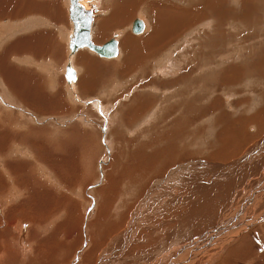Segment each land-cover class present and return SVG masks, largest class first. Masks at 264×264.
Wrapping results in <instances>:
<instances>
[{
  "label": "rangeland",
  "instance_id": "rangeland-1",
  "mask_svg": "<svg viewBox=\"0 0 264 264\" xmlns=\"http://www.w3.org/2000/svg\"><path fill=\"white\" fill-rule=\"evenodd\" d=\"M114 1L89 7L94 42L119 40L113 58L88 48L73 56L64 40L51 49L60 63L21 55L22 36L38 31L44 50L57 41L49 32L74 28L67 0L49 7L63 19L56 25L0 19V53L9 52L0 65V239L14 230L8 216L27 224L21 239L35 241L20 264H170L175 246L214 240L209 264H264V243H252L264 241V214L254 216L260 206L247 195L264 180V0H141L125 14ZM136 18L148 24L141 33L132 32ZM8 22L19 24L3 34Z\"/></svg>",
  "mask_w": 264,
  "mask_h": 264
},
{
  "label": "bare ground",
  "instance_id": "bare-ground-1",
  "mask_svg": "<svg viewBox=\"0 0 264 264\" xmlns=\"http://www.w3.org/2000/svg\"><path fill=\"white\" fill-rule=\"evenodd\" d=\"M64 1H65V3H66V0H60V2H58L55 6H54V3H53V5H51V4H48V2H47V0H36V2H33V0H26V1H23V2H19L18 0H0V19H1V17H7L8 16V18L9 19H11V21L13 20V19H17V18H20V17H23V16H27V15H30V16H28L29 18H37V19H40V23H41V20L42 21H44L45 20V18L47 19V22H49V23H51L52 25H56L55 24V19H56V21H63V19H62V17H60L59 15H56L55 17H54V19L53 18H51L52 16V14L50 13V11H49V7H55V9L56 8H63L62 7V5H61V3H63L64 4ZM68 1V7L70 8V14H71V6H72V0H71V5H69V0H67ZM86 8H89V7H95V5L97 6H99L100 5V3L102 2V7H105V8H107V7H109V5H110V3L109 4H107L106 5V2H105V0H103V1H101V0H79ZM108 1H110V0H108ZM141 0H115L114 1V5H115V9L116 10H118V12L120 13V14H125V13H128V12H132V6H134L137 2H140ZM143 1V0H142ZM151 1H153V0H151ZM196 1V0H195ZM13 2H15V9H13V12H9L8 13V11H9V9L7 10V8H6V6H8V4L10 5V3L12 4ZM52 2H53V0H52ZM155 2V1H154ZM152 3V2H151ZM193 3V2H192ZM13 5V4H12ZM106 5V6H105ZM193 5V4H192ZM10 7V6H9ZM11 7H13V6H11ZM147 8V7H146ZM90 9V8H89ZM11 10V9H10ZM31 11V14H28L29 12ZM158 11V10H157ZM33 12V13H32ZM91 13H92V11H91ZM93 14H94V11H93V13H92V17H93ZM72 18V17H71ZM157 23L156 24H154L152 21H154V20H150L151 22H150V25H153V27H151V33L149 34V37H150V39L151 40H154L155 41V43H156V41L158 42V40L161 38V29H160V27L161 26H163L162 24H163V22H162V24H161V20H160V18H159V15H157ZM143 19V18H142ZM1 21H3V20H1ZM23 21V24H20V26L22 25V27H23V25H24V27H25V19H23V20H20L19 22L21 23ZM72 21H73V23H74V20L72 19ZM31 22V21H30ZM36 22V21H35ZM34 22V23H35ZM144 22H146V19L144 20ZM187 22V21H186ZM15 23V22H14ZM14 23L12 22V23H10L9 24V22H8V24H5L3 27H4V29H3V34H5L6 33V31H7V27H9V26H11V24L12 25H14ZM210 23V22H209ZM19 23L17 22V23H15V26H17ZM29 24V23H28ZM27 24V25H28ZM50 24V25H51ZM133 24H134V22H133ZM39 25V24H38ZM145 25L146 26H144V28L142 29V30H140V31H135L133 28H132V30H133V32L134 33H141L144 29H146V27L148 26V24L147 23H145ZM161 25V26H160ZM72 27H71V31H69V33H68V31H67V29H65V28H62L63 30H61V31H67L66 33L68 34V35H65V37H61V38H59V36L57 35V32L54 30V32H49L48 33V35H52L53 36V34L55 35V37L57 38V41H55L54 40V38H53V42H52V38L50 39L51 41H49V39H48V43H47V45H43V49L44 50H41L40 48H42L41 46H39L38 47V42H37V40H36V38H37V34H38V31L37 32H35V33H32V34H29V35H24V36H22L21 38H20V41H21V44L22 45H24L25 47L23 48V49H25L26 50V52H24V53H21V55L23 56V55H27V58H29V57H33V58H35L36 56H43L44 57V59H46V60H50V59H52L51 61H55V62H57L58 60V58L55 56V54L59 51V49L61 48V47H59V45L60 44H62V42H63V40H64V43H65V46H66V48H70V46H69V40L71 39L70 37L74 34V28H73V24L71 25ZM92 26H93V21H92ZM92 26H91V34H92ZM108 26H111V24L109 23V22H105V23H100L99 24V29H98V32H100V33H103V32H105V30H106V28H108ZM2 27V26H1ZM19 27V26H18ZM21 28V27H20ZM162 28V27H161ZM9 29V28H8ZM11 30V29H10ZM10 30H8L7 32H9ZM19 30V29H18ZM164 31V30H163ZM12 32V31H11ZM10 33V32H9ZM60 34V33H59ZM72 34V35H71ZM170 34V33H169ZM51 36V37H52ZM61 36V35H60ZM29 37V38H28ZM38 37H39V34H38ZM50 37V36H49ZM54 37V36H53ZM67 37V38H66ZM133 37H135V36H132V37H130V39H129V41H134L135 40V38H133ZM176 37V36H175ZM5 38H6V36H5ZM44 38V37H43ZM63 38V39H62ZM66 38V39H65ZM1 39V38H0ZM39 39V38H38ZM118 40V39H117ZM173 40V39H172ZM40 41V40H39ZM94 41V40H93ZM56 42V43H55ZM41 43V42H40ZM19 46H20V44H19ZM52 47H54V48H57L56 49V53H53V54H51V49H52ZM82 47H85V48H88V49H90L91 51H94V52H96L97 54H99L100 56H102V57H106V58H113V57H116V56H118V54H119V40H118V52H117V54H115V55H112V56H106V55H102V54H100L99 52H97L95 49H92V48H90L89 46H86V45H82V46H80L79 48H82ZM78 48V49H79ZM17 49H18V47H17ZM78 49H76L75 51H72L71 49V52L72 53H75ZM20 50V49H19ZM67 50V49H66ZM8 51V50H7ZM21 51V50H20ZM20 51L18 52V53H20ZM142 53V51H140V50H133L132 51V58H135L136 60H138L139 58H141V60H142V58H145V57H143V55H139L138 53ZM49 53V54H48ZM9 54V52L8 53H6L5 51H3L2 53H0V65L3 67L5 64H7V59H6V56ZM41 54V55H40ZM67 54V53H66ZM60 55V54H59ZM71 55H73L74 56V54H71ZM26 57V56H25ZM60 57H61V55H60ZM81 57H83V56H81ZM26 58V59H27ZM48 58V59H47ZM78 58V57H77ZM76 58V59H77ZM84 58V57H83ZM31 59V58H30ZM92 59V58H91ZM6 60V61H5ZM57 60V61H56ZM60 60V59H59ZM88 60V59H87ZM5 61V62H4ZM59 62V61H58ZM81 62V61H80ZM60 63V62H59ZM114 64H120L121 62H120V59H117V62H113ZM88 64H90V63H88ZM87 64V65H88ZM175 64V63H174ZM173 64V65H174ZM47 65V64H46ZM113 65V64H112ZM58 66V65H57ZM72 66V65H71ZM98 66V65H97ZM111 66V65H110ZM114 66V65H113ZM48 68V67H47ZM89 69H92V71L91 72H94V66L93 67H91V68H89ZM50 71V69L48 70V72ZM28 72H30V71H28ZM19 73H20V71H19ZM21 74V78L22 79H20V80H24L25 78H27L26 76H24V75H22V73H20ZM75 76H74V78H72V79H69L71 82H72V80H75L76 79V76H77V71L75 72ZM49 75H50V72H49ZM31 78V77H30ZM31 81H32V79H31ZM46 81V80H45ZM21 82V81H20ZM33 82V81H32ZM22 84V83H21ZM32 85V84H31ZM72 89L73 90H76L77 91V89L79 90V86H78V84H75V82H74V84H73V82H72ZM17 88H18V85L16 86ZM20 87V86H19ZM21 89L22 90H25V88L21 85ZM31 87V86H30ZM24 88V89H23ZM19 89V88H18ZM20 91V90H19ZM18 90L16 91V92H19ZM111 91V90H110ZM18 98V97H17ZM76 98H77V96H76ZM74 99V98H73ZM1 102V101H0ZM94 103V102H93ZM97 103V102H96ZM92 105V104H91ZM95 106H93V108L95 109V107H96V105L97 104H94ZM99 105L100 104H98V108L97 109H99L100 111H101V109H100V107H99ZM102 105V104H101ZM106 106V105H105ZM104 108V110H105V108L106 107H103ZM91 111H94V110H91ZM107 114V113H106ZM105 113H103V115L105 116L106 115ZM104 118H107V117H104ZM33 129V128H32ZM231 135V134H230ZM226 137V136H225ZM229 138V137H228ZM89 139V138H88ZM230 141H229V143L231 144V145H233L234 144V142H235V137H230V139H229ZM106 142V141H105ZM228 142V141H227ZM230 146H228V145H226L225 146V148L226 149H228ZM231 157V155L229 156V158ZM1 195H0V199H2V197H3V195H2V193H0ZM248 196H250V195H252L253 196V205H259L260 206V209H256V211H255V213H254V216H256V218H259V217H261L263 214H264V180L262 181V182H260V184L253 190V191H251L250 192V194H247ZM251 196V197H252ZM15 198V197H14ZM249 198V197H248ZM246 198L245 197H243V199H242V202H243V200H245ZM2 201L3 200H0V203L2 204ZM261 204H263V206H261ZM245 205V204H244ZM248 207V206H247ZM243 208H245L246 209V206H244ZM251 208V207H250ZM255 207H253V209H254ZM5 208H1V211H3ZM234 210V209H233ZM7 211V210H6ZM249 211H252V210H249ZM246 212V211H245ZM247 212H248V209H247ZM3 213V212H2ZM231 215V214H230ZM229 215V216H230ZM241 215H243V214H241ZM20 216V215H19ZM227 216V215H226ZM243 216H245V215H243ZM242 216V217H243ZM4 217H5V215H4ZM241 217V216H240ZM241 217V218H242ZM7 219L6 220H8V222H6V223H8L9 224V226L8 227H11L12 226V228H14V230L12 231V232H10V233H8V232H6V234H4L3 232V236H2V238L0 239V264H20V262L21 261H19V259H21L22 257H26L27 256V254H29L26 258L27 259H29V257H30V254H35V252H33L32 250V248H33V246L35 245V241L33 240V239H31V238H29V236H28V238H24V239H21V238H23L22 236H23V231H21L20 229L22 228L23 229V227H25L26 228V225H25V223H23V221H17V219H14V220H12V221H10L11 219H8V216L6 217ZM18 218V217H17ZM32 218V217H31ZM137 218V217H136ZM135 218V219H136ZM229 218V217H228ZM238 219H239V217H237ZM247 218V217H246ZM251 218V217H250ZM262 218V217H261ZM5 219V218H4ZM4 219L2 220V222L4 221ZM263 219H264V216H263ZM5 220V221H6ZM229 220V219H228ZM235 220V219H234ZM242 220V219H241ZM245 220V219H244ZM248 220H250V219H248ZM258 220V219H257ZM0 221H1V219H0ZM33 221V220H32ZM243 221V220H242ZM262 221V219L261 220H259V223ZM227 222V221H226ZM248 222V221H247ZM263 222V221H262ZM38 223V222H37ZM242 223V222H241ZM256 223V222H255ZM254 223V224H255ZM237 224V223H236ZM251 224V223H250ZM247 225V224H246ZM259 225V224H258ZM261 225H262V223H261ZM1 223H0V231L1 230H3V229H1ZM238 226H240V225H238ZM256 226V225H255ZM250 227V226H249ZM7 227H5V229H6ZM90 228V227H89ZM253 228H254V226H253ZM263 228H264V226H263ZM9 229V228H8ZM230 229V228H229ZM232 229V228H231ZM233 229H235V228H233ZM239 229V228H238ZM237 229V230H238ZM245 229H247L246 227H245ZM261 229V228H260ZM91 230V229H90ZM215 230V229H214ZM214 230L212 231V232H214ZM218 230V229H217ZM226 230V229H225ZM236 230V231H237ZM242 230H243V228H242ZM254 230H255V228H254ZM219 231H220V233H219V235H223L224 233V228H222V226L221 227H219ZM223 231V232H222ZM87 232V231H86ZM101 232V231H100ZM246 232V231H245ZM259 232H260V230H259ZM262 232H263V230H262ZM8 233V234H7ZM248 233H250V232H248ZM264 233V232H263ZM1 234V233H0ZM210 234V233H209ZM209 234H207V235H209ZM213 234V233H212ZM216 234V233H215ZM229 234H233V232H231V233H229ZM246 234V233H245ZM244 234V235H245ZM259 234V233H258ZM207 235H205L204 237H201V238H206V236ZM227 235V234H226ZM235 234H233V236H234ZM264 235V234H263ZM224 236V235H223ZM243 236V235H242ZM254 236V235H253ZM1 237V236H0ZM228 237H230V236H228ZM251 237V236H250ZM259 236H257V238H258ZM209 238V237H208ZM207 238V239H208ZM217 238V237H216ZM256 238V237H255ZM220 239V238H219ZM221 239H223V237L221 238ZM237 239V238H236ZM253 239V238H252ZM252 239H250L251 241H252ZM82 240V239H81ZM246 240V239H245ZM17 242V243H15V244H17V246L15 247L11 242ZM215 241V240H214ZM214 241L213 242H210V243H208L209 245H211V246H213V244H214ZM219 241V240H218ZM195 242H197V241H195ZM222 242V241H221ZM228 242V241H227ZM235 243V242H234ZM250 243V242H249ZM252 243H253V247H255V245H262L263 243H264V241H263V239H258V240H256V241H252ZM194 244V243H193ZM193 244H190V245H188L187 247L186 246H184L185 248H178L177 249V247L178 246H175L174 248H175V250L173 249V251H172V253H173V255H174V252H176V256H174V259H172L171 261H169L170 262V264H193L194 262H195V258L194 257H198V258H196V261H197V263L196 264H209V262L211 261V259L213 258V257H215L214 255H212V254H209V251H210V249H212V248H216L219 244H221L220 242L218 243L217 241H216V244H215V246H213L212 248H210V246L208 245V246H206V244H204V245H202L203 243H201L199 246H197V245H194L193 246ZM221 246H225L224 244H222ZM238 246V245H237ZM180 247V246H179ZM181 247H183V246H181ZM234 247H236V246H234ZM198 248V249H197ZM210 248V249H209ZM222 248V247H221ZM238 248V247H237ZM257 248H262V247H257ZM32 249V250H31ZM248 249V248H247ZM223 250V249H222ZM22 251H24V253L22 254ZM187 251H190L191 252V254H188L187 253ZM213 251V250H212ZM239 251V250H238ZM93 252H95V250H93ZM216 252H218L217 250H216ZM254 252V251H253ZM264 252V251H263ZM263 252H261V253H263ZM221 253V252H220ZM255 253V252H254ZM253 253V254H254ZM91 254H92V252L89 254V257L91 256ZM202 254H204L205 255V257H203L202 256ZM258 254V253H257ZM257 254H256V256H257ZM74 255V254H73ZM172 255V256H173ZM218 255H220V254H218ZM228 255V254H227ZM259 255L261 256V254H260V252H259ZM244 256V255H243ZM253 256V255H252ZM259 256V258H261L262 259V261H263V259L264 258H262V256L260 257ZM219 256H217V258H218ZM6 258H7V260H6ZM228 258V257H227ZM245 258H246V256H245ZM249 258V257H248ZM25 260V261H28V260ZM42 259V258H41ZM214 259H216V257L214 258ZM229 259V258H228ZM257 259V258H256ZM255 259V260H256ZM49 261L51 260V258L50 259H48ZM47 260V261H48ZM86 260H87V258H86ZM19 261V262H18ZM44 261H46V260H44ZM223 261V260H222ZM258 261H260V260H258ZM261 262V261H260ZM27 263V262H26ZM39 263H42V262H39ZM45 263V262H44ZM49 262H47L46 264H48ZM30 264V263H29ZM108 264V263H107ZM222 264H224V261H223V263ZM227 264H233V260L230 258L229 259V263H227ZM257 264H259V262L257 263ZM262 264V263H261Z\"/></svg>",
  "mask_w": 264,
  "mask_h": 264
},
{
  "label": "water",
  "instance_id": "water-1",
  "mask_svg": "<svg viewBox=\"0 0 264 264\" xmlns=\"http://www.w3.org/2000/svg\"><path fill=\"white\" fill-rule=\"evenodd\" d=\"M71 17L74 20V34L71 36L69 46L72 51H75L82 45L89 46L95 49L102 55L112 56L118 52V40L116 37L108 39L106 42L100 44L95 43L92 39V13L89 8H86L79 0H72ZM145 23L143 19L136 18L134 20L133 29L140 31L144 28ZM66 73L69 79L74 78L75 70L69 62L66 67Z\"/></svg>",
  "mask_w": 264,
  "mask_h": 264
},
{
  "label": "crops",
  "instance_id": "crops-1",
  "mask_svg": "<svg viewBox=\"0 0 264 264\" xmlns=\"http://www.w3.org/2000/svg\"><path fill=\"white\" fill-rule=\"evenodd\" d=\"M70 5H71V0H70ZM69 12H70V8H69ZM70 18H71V14H70ZM72 19V18H71ZM142 19V18H141ZM145 19H143V21H144ZM134 22V21H133ZM133 22H132V25H131V29L133 28ZM144 23H146V22H144ZM146 26V25H145ZM144 31V30H143ZM132 32H133V30H132ZM134 33V32H133ZM72 35V34H71ZM71 38V37H70ZM69 42H70V40H69ZM82 48H85V47H82ZM79 49H81V48H79ZM78 49V50H79ZM24 51L23 52H21V53H24V52H26V50L25 49H23ZM77 50V51H78ZM51 51V50H50ZM76 51V52H77ZM76 52L75 53H72L71 52V50H70V54H76ZM37 57L38 56H36L34 59H37ZM32 63V62H31ZM71 63V62H70ZM71 65H72V67H73V64L71 63ZM66 67H67V65H66ZM67 69V68H66ZM73 69L75 70V72L77 71V76H76V79L75 80H72V82H75L76 83V81L78 80V78L80 79V76H79V73H78V70H76L74 67H73ZM34 70V69H33ZM18 74H20L19 72H18ZM21 75V74H20ZM76 75V74H75ZM65 77H67V80H68V82L70 83V84H72V82L68 79V76H67V73L65 72ZM21 79V78H20ZM79 86V85H78Z\"/></svg>",
  "mask_w": 264,
  "mask_h": 264
},
{
  "label": "snow or ice",
  "instance_id": "snow-or-ice-1",
  "mask_svg": "<svg viewBox=\"0 0 264 264\" xmlns=\"http://www.w3.org/2000/svg\"><path fill=\"white\" fill-rule=\"evenodd\" d=\"M93 103V101L89 100L88 101V104L91 105ZM91 211V210H90Z\"/></svg>",
  "mask_w": 264,
  "mask_h": 264
}]
</instances>
